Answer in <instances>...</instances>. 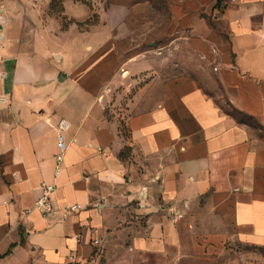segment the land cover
Instances as JSON below:
<instances>
[{"label": "crops", "instance_id": "1", "mask_svg": "<svg viewBox=\"0 0 264 264\" xmlns=\"http://www.w3.org/2000/svg\"><path fill=\"white\" fill-rule=\"evenodd\" d=\"M217 1L167 0L161 29L111 0H0V264H240L234 244L264 248V0ZM41 182L79 209L23 215Z\"/></svg>", "mask_w": 264, "mask_h": 264}, {"label": "rangeland", "instance_id": "2", "mask_svg": "<svg viewBox=\"0 0 264 264\" xmlns=\"http://www.w3.org/2000/svg\"><path fill=\"white\" fill-rule=\"evenodd\" d=\"M109 2L106 4L108 5ZM112 4H124L127 6L128 14L127 20L136 22L139 20L159 23V27L164 29L168 22L169 10L167 0H111ZM95 18V15L94 17ZM217 101L225 111L232 112L239 119L249 121L255 128H258L259 124L246 114H243L239 110L231 109L226 104L227 102L222 96L216 98ZM260 134H264V131H258ZM4 180V175L0 169V183ZM235 251L239 254L240 264H264V248H253L241 243L234 244ZM216 262H196V264H215Z\"/></svg>", "mask_w": 264, "mask_h": 264}, {"label": "built area", "instance_id": "3", "mask_svg": "<svg viewBox=\"0 0 264 264\" xmlns=\"http://www.w3.org/2000/svg\"><path fill=\"white\" fill-rule=\"evenodd\" d=\"M236 0H218L217 5L219 9L217 10L216 14L221 13V8L225 7L226 4L235 2ZM216 70L217 67H214ZM68 127V122L66 119L61 118L57 123L58 133H57V146L58 151L54 156L55 159V176L60 172L61 166L60 163L62 161V156L67 148V144L64 140V136L62 134V130ZM56 189L55 183L52 182H41L39 184L38 190L39 193L37 197L34 199L32 205L23 210V215H28L31 212H37L43 216H55L59 215V219L61 221L65 220L67 216L73 212H76L80 205L78 203L66 204L63 207L55 206L52 194ZM77 243L81 242L80 235H73L72 236ZM99 243L98 238H93L90 241V244L96 246ZM67 264H90L92 259H83V258H76L75 254L70 253L67 256Z\"/></svg>", "mask_w": 264, "mask_h": 264}, {"label": "trees", "instance_id": "4", "mask_svg": "<svg viewBox=\"0 0 264 264\" xmlns=\"http://www.w3.org/2000/svg\"><path fill=\"white\" fill-rule=\"evenodd\" d=\"M235 117H236L238 120L243 121V120L239 119L236 115H235Z\"/></svg>", "mask_w": 264, "mask_h": 264}]
</instances>
